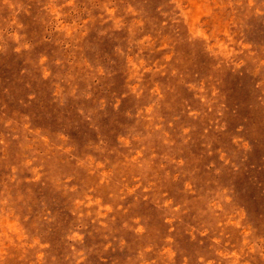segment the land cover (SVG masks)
Wrapping results in <instances>:
<instances>
[{"label": "rangeland", "instance_id": "rangeland-1", "mask_svg": "<svg viewBox=\"0 0 264 264\" xmlns=\"http://www.w3.org/2000/svg\"><path fill=\"white\" fill-rule=\"evenodd\" d=\"M0 264H264V0H0Z\"/></svg>", "mask_w": 264, "mask_h": 264}]
</instances>
